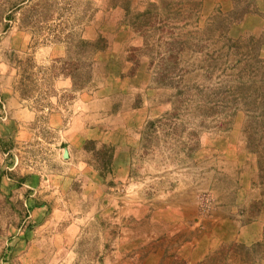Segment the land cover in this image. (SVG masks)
<instances>
[{
	"label": "rangeland",
	"instance_id": "rangeland-1",
	"mask_svg": "<svg viewBox=\"0 0 264 264\" xmlns=\"http://www.w3.org/2000/svg\"><path fill=\"white\" fill-rule=\"evenodd\" d=\"M0 264H264V0H0Z\"/></svg>",
	"mask_w": 264,
	"mask_h": 264
},
{
	"label": "water",
	"instance_id": "water-1",
	"mask_svg": "<svg viewBox=\"0 0 264 264\" xmlns=\"http://www.w3.org/2000/svg\"><path fill=\"white\" fill-rule=\"evenodd\" d=\"M66 155V154H65Z\"/></svg>",
	"mask_w": 264,
	"mask_h": 264
}]
</instances>
